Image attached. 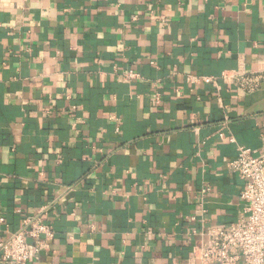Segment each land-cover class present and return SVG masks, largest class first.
I'll use <instances>...</instances> for the list:
<instances>
[{"label":"crops","instance_id":"1","mask_svg":"<svg viewBox=\"0 0 264 264\" xmlns=\"http://www.w3.org/2000/svg\"><path fill=\"white\" fill-rule=\"evenodd\" d=\"M259 74L264 0H0V241L39 217L28 264H196L264 152Z\"/></svg>","mask_w":264,"mask_h":264},{"label":"built area","instance_id":"2","mask_svg":"<svg viewBox=\"0 0 264 264\" xmlns=\"http://www.w3.org/2000/svg\"><path fill=\"white\" fill-rule=\"evenodd\" d=\"M138 76L134 70L123 74L126 80ZM236 76L228 72L223 74L225 80ZM262 77L259 74L248 80L257 84ZM188 81L201 83L215 82L216 79L190 75ZM154 99L157 106L162 103L159 96ZM222 130L216 132L220 139L236 142L233 136H226ZM228 168L244 182L239 217L230 225L211 229L201 245L195 248L194 260L196 264H264V152L258 154L257 150L238 144L236 156L228 162ZM209 191L206 186L201 192ZM55 236L56 231L50 224L39 217L27 218L19 230L0 241V259L5 264H28L50 248Z\"/></svg>","mask_w":264,"mask_h":264}]
</instances>
